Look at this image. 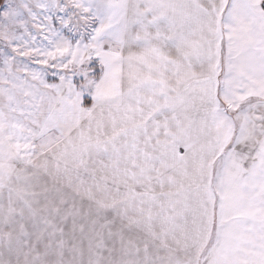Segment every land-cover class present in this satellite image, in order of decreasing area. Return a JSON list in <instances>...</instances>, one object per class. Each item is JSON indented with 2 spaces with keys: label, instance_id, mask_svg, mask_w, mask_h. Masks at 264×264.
<instances>
[{
  "label": "snow or ice",
  "instance_id": "obj_1",
  "mask_svg": "<svg viewBox=\"0 0 264 264\" xmlns=\"http://www.w3.org/2000/svg\"><path fill=\"white\" fill-rule=\"evenodd\" d=\"M0 264H264V0H0Z\"/></svg>",
  "mask_w": 264,
  "mask_h": 264
}]
</instances>
